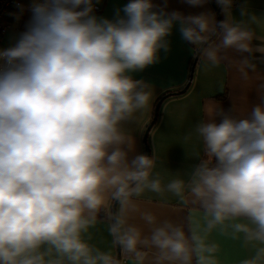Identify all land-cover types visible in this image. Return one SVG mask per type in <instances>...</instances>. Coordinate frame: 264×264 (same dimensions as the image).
<instances>
[{
  "label": "clouds",
  "instance_id": "1",
  "mask_svg": "<svg viewBox=\"0 0 264 264\" xmlns=\"http://www.w3.org/2000/svg\"><path fill=\"white\" fill-rule=\"evenodd\" d=\"M100 0H32L31 16L15 43L0 49V264H118L84 238L111 199L122 213L145 190L165 191L198 204L209 230L228 219L236 233L258 242L264 260V97L245 117L220 109L219 119L200 122L195 133L209 159L194 165L188 179L162 186L152 176L155 161L135 150L123 125L146 110L149 83L134 79L171 50L178 30L189 44H207L213 64L222 49L252 51L257 22L246 5L233 21L234 0H215V13L185 15L168 0H127L113 18L98 16ZM201 8L208 0H183ZM21 12L23 6L18 5ZM218 37V43H211ZM257 51L264 53V47ZM241 63L248 64L247 57ZM264 90V84L261 85ZM211 111V110H210ZM191 139V134L184 138ZM214 161V163H213ZM143 219L150 235L114 218L110 232L127 255L139 247L157 250L156 264H208L215 252L169 220Z\"/></svg>",
  "mask_w": 264,
  "mask_h": 264
},
{
  "label": "crops",
  "instance_id": "2",
  "mask_svg": "<svg viewBox=\"0 0 264 264\" xmlns=\"http://www.w3.org/2000/svg\"><path fill=\"white\" fill-rule=\"evenodd\" d=\"M23 6L14 9L9 14L12 28L5 34L0 49L7 48L15 43L19 34L25 30L30 19V4L32 0H19ZM163 3V0H156ZM127 0H100L97 5L101 10L95 11L98 16L113 18L116 9L121 8ZM246 5L249 12L255 14L257 22L251 24L254 32L251 41L250 53L243 56L233 49H222L218 53L219 62L216 64L207 60L204 47L196 59L193 77L188 89L163 99L157 120L149 132L151 158L155 166L151 170L152 176L159 175L162 186L174 178L188 179V174L193 166L202 159H209L204 151V144L195 133L198 123L210 119H219L217 113L220 109L228 111L236 117L247 116L253 105L261 103L264 97V53L257 51L264 47V0H234L233 21H239V7ZM169 10H179L185 15L199 14L201 12L215 13L216 19L225 17L220 11V16L211 0L201 8H192L183 0H168ZM171 50L165 54L160 53V61L143 72L133 73L134 79H143L149 83L152 91V100L149 107L142 113H137L134 121L125 123V134L133 137L135 150L146 154L143 136L152 121L157 99L167 92L181 91L189 82L192 64L201 45L189 44L183 41L178 30L173 31L169 37ZM211 43H218V37ZM247 57L248 64L241 63ZM211 110V111H210ZM191 134V139L184 138ZM214 163V161H213ZM113 200L109 199L97 214L96 222L85 234L87 242L109 253L116 259L117 245L110 232L114 222L112 206ZM134 208H129L122 213L119 203L117 216H122L126 224L137 226L142 235H150L151 228L143 219L145 214H151L156 225L164 220H169L183 227L186 236H197L206 245H215V252L205 253L208 264H245L256 256L260 247L258 242L245 239L243 233H236L233 229L235 223H247L243 218L228 219L222 225L208 229L209 217L198 204H185L172 193L165 191L162 195L145 190L139 197H133ZM116 216V217H117ZM140 257L127 255L122 251L120 264H156L157 250L150 247H139ZM194 264H196L194 258ZM259 264H264V260Z\"/></svg>",
  "mask_w": 264,
  "mask_h": 264
},
{
  "label": "water",
  "instance_id": "3",
  "mask_svg": "<svg viewBox=\"0 0 264 264\" xmlns=\"http://www.w3.org/2000/svg\"><path fill=\"white\" fill-rule=\"evenodd\" d=\"M211 1L213 2V4L215 3V0H211ZM217 9H218V11L221 10L219 7H217ZM200 48L201 49L199 50V53H201L203 47H200ZM198 56L199 55H197L196 58L194 59L195 62L197 61L196 59L198 58ZM192 76H193V70L191 72V77ZM188 85H190V82H188L186 85H184V88L181 91H177L175 93L176 94H178V93H184L188 89V87H189ZM161 103H162V101H159L157 103V105L155 107V112H153L154 113L153 119H152L151 123L149 125H147L148 127H147V129H146V131L144 133L143 138H142L143 139V142L145 144V150H146L145 152H146V155H148L150 158H151V152H150L151 148H150L149 141H148L147 138L149 136L150 130L153 127L152 125H154L155 122H156V120H157V117H158V114H159L158 112H159V108H160ZM112 204H113V206H112L113 216L112 217L115 218L117 216V206H118V204H117L116 201H114ZM121 254H122V250L117 246V254H116L117 256H116V260H117L118 264H120L121 261H122V255Z\"/></svg>",
  "mask_w": 264,
  "mask_h": 264
},
{
  "label": "built area",
  "instance_id": "4",
  "mask_svg": "<svg viewBox=\"0 0 264 264\" xmlns=\"http://www.w3.org/2000/svg\"><path fill=\"white\" fill-rule=\"evenodd\" d=\"M19 0H0V40L2 42L5 34L12 28L9 21V14L12 10L18 9ZM217 5V4H216ZM101 10V6L96 4L95 11Z\"/></svg>",
  "mask_w": 264,
  "mask_h": 264
},
{
  "label": "trees",
  "instance_id": "5",
  "mask_svg": "<svg viewBox=\"0 0 264 264\" xmlns=\"http://www.w3.org/2000/svg\"><path fill=\"white\" fill-rule=\"evenodd\" d=\"M214 6H215V9H217V5H216V3H214ZM217 11H218V9H217ZM221 11V10H220ZM220 11H218V13H219V16H220ZM219 20H222L221 19V17H220V19ZM213 38H215V37H213ZM212 38V39H213ZM200 47H206V44H202V46H200ZM199 47V50L201 49ZM199 50H198V53H199ZM197 53V55H200V53L198 54ZM196 55V56H197ZM199 57V56H198ZM195 64H196V62L195 61H193V64H192V70H194V66H195ZM192 72V71H191ZM193 77V76H192ZM192 77H191V74H190V78H189V82L191 83V80H192ZM177 92V91H176ZM176 93L175 92H167V93H165L162 97H160L159 99H157L158 101H157V103L159 102V101H163V99H166L167 97H170V96H172V95H175ZM179 94V93H178ZM157 105V104H156ZM155 112V111H154ZM153 116H154V114H153ZM152 119H153V117H152ZM114 202V201H113ZM112 204V203H111Z\"/></svg>",
  "mask_w": 264,
  "mask_h": 264
}]
</instances>
